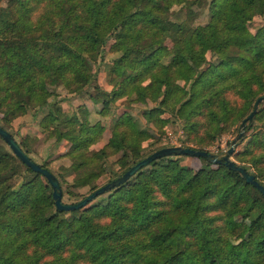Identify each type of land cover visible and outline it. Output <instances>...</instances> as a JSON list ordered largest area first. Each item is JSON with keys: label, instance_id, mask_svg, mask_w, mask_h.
Masks as SVG:
<instances>
[{"label": "trees", "instance_id": "1", "mask_svg": "<svg viewBox=\"0 0 264 264\" xmlns=\"http://www.w3.org/2000/svg\"><path fill=\"white\" fill-rule=\"evenodd\" d=\"M257 17L264 0H0V126L35 162L15 120L30 115L46 138L69 144L58 155L70 160L67 172L53 170L50 157L39 163L66 203L173 145L162 142L170 125L184 132L182 145L210 151L225 133H240L264 95ZM107 53L116 57L104 88L95 68ZM60 90L86 94L113 117L106 144L92 148L106 124L85 103L66 110ZM122 100L145 122L128 108L116 113ZM246 128L233 161L264 185V102ZM0 264H264V195L224 163L165 156L61 211L45 176L0 137Z\"/></svg>", "mask_w": 264, "mask_h": 264}, {"label": "rangeland", "instance_id": "2", "mask_svg": "<svg viewBox=\"0 0 264 264\" xmlns=\"http://www.w3.org/2000/svg\"><path fill=\"white\" fill-rule=\"evenodd\" d=\"M2 5H5V4L2 3ZM201 20L202 21L208 20V17L206 16V14L201 16ZM263 22H264L263 18L257 17L254 20V22L251 24L252 30L255 31L257 26ZM115 57H116V55H114V54H110V53L105 54L104 59L102 61L98 62L97 63L98 65L95 68L97 70L99 82L104 88H109L108 76H107L108 71L107 70H108L109 64L111 63V61ZM60 91L62 93L61 95L64 96L65 98H67L66 101L63 102V104H62L66 110H72V109L74 110L77 108L78 105L85 103L92 110L91 114H92L93 121L101 120L104 124H106L107 130L103 134L102 139L98 143H96L92 148L98 149V148L102 147L104 144H106L107 141L109 140L110 136H111L110 127L112 126V123L114 120L113 117H109V116L108 117H102L101 115H99L96 110L100 109L101 105L95 104L86 94L74 95V94H69L63 90H60ZM231 97L233 99L236 98L235 96H231ZM236 99H238V98H236ZM238 101H239V99H238ZM124 108H128L142 122H145L142 117H139L138 108L136 106L135 107L130 106L126 100H122V101H119L118 103H116V113L122 112L124 110ZM14 123H15V125L13 127V131L16 133V138L18 140H22V138L26 135L29 136V139L27 138V140L29 141L28 143H30L29 146L32 148V153L30 155L38 163L44 162L46 160V158L50 157L48 160H49L50 166L53 170H55L56 172H58L59 170L67 172L70 160L67 157H60L58 155L64 153L69 148L68 143L62 142L61 144L56 145L54 139L46 138V134H44V133H42L36 129L35 120L30 115L26 116L24 118V121H23V119H21L20 121L15 120ZM175 127H176V125H170L167 128V137H165V138L163 137V141H162L164 144L171 143L173 145H182L181 144V138H184L185 134L183 131L174 132L175 130H177V129H175ZM18 130L20 132L19 134L17 133ZM238 133L239 132H237V133L236 132L225 133L219 141L213 143V145L208 147V150H210L212 152L223 153L224 151L228 150V148L231 146L234 138L238 136ZM243 143L240 144L237 149H241L243 146ZM232 160H234L233 157H232ZM110 161L113 164L114 158H111ZM184 162L187 164H190L191 166H194V167L199 166V162L197 161V159L195 160V159H188L187 158V159H184ZM67 178H68V180L71 181L73 177L69 176ZM98 183H99V185H104L106 183V179H100L98 181ZM77 189L81 195H84V194H87L89 192L90 187L87 184V181H85L81 185H79L77 187ZM64 199H65V201H69L67 197H65ZM234 240L238 241V239H234Z\"/></svg>", "mask_w": 264, "mask_h": 264}, {"label": "water", "instance_id": "3", "mask_svg": "<svg viewBox=\"0 0 264 264\" xmlns=\"http://www.w3.org/2000/svg\"><path fill=\"white\" fill-rule=\"evenodd\" d=\"M263 102H264V95L257 99V101L255 102L254 110L242 123L239 135L234 138L231 146L228 148V150L224 151L223 153H217V152H212V151H207V150H197V149H193L191 147L184 146V145H170V146L164 147L150 154L143 160L137 162L134 166H132L124 174H122L115 180L103 185L102 187L97 189L95 192L91 193L89 196H87L86 198H84L83 200L77 203H66L63 201L62 188H61L60 182L58 178L56 177V175L53 174L47 168L43 167L41 164L32 160L25 153V151L22 149L20 144L13 137V135L9 131L5 130L2 126H0V137L9 145L12 152L18 158H20L22 162H24L28 167L32 168L35 172L41 173L43 176H45V178L47 179V181L53 188V197L55 199L56 206L61 211H76V210L83 208L89 202L95 199L97 196L104 194L105 192L110 191L113 188L119 186L120 184L126 182L133 175H135L139 170H141L143 167L165 156L184 155V156H191V157H197V158H205L213 164L224 163L228 168L241 173L247 183L254 185L264 195V185L261 184L257 180L256 176L252 174L251 172L247 171L243 166L236 164L232 160V155L235 153L236 149L242 143V141L245 139L247 135L248 129L246 128V122L247 121L252 122L256 112L258 111L260 104Z\"/></svg>", "mask_w": 264, "mask_h": 264}]
</instances>
